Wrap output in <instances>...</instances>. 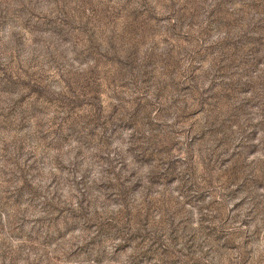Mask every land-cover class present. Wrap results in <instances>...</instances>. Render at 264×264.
Segmentation results:
<instances>
[{
	"label": "rangeland",
	"instance_id": "374dc122",
	"mask_svg": "<svg viewBox=\"0 0 264 264\" xmlns=\"http://www.w3.org/2000/svg\"><path fill=\"white\" fill-rule=\"evenodd\" d=\"M0 264H264V0H0Z\"/></svg>",
	"mask_w": 264,
	"mask_h": 264
}]
</instances>
